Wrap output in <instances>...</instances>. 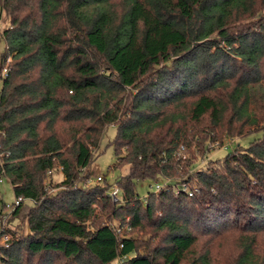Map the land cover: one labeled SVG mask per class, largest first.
I'll list each match as a JSON object with an SVG mask.
<instances>
[{"label": "trees", "instance_id": "trees-1", "mask_svg": "<svg viewBox=\"0 0 264 264\" xmlns=\"http://www.w3.org/2000/svg\"><path fill=\"white\" fill-rule=\"evenodd\" d=\"M4 12L0 179L26 199L11 218L29 232L12 230L0 264H217L226 234L223 264H264V0H0ZM110 125L118 201L106 178L83 186ZM259 132L190 171L208 142ZM147 179L173 183L142 198Z\"/></svg>", "mask_w": 264, "mask_h": 264}, {"label": "rangeland", "instance_id": "rangeland-1", "mask_svg": "<svg viewBox=\"0 0 264 264\" xmlns=\"http://www.w3.org/2000/svg\"><path fill=\"white\" fill-rule=\"evenodd\" d=\"M8 18L5 14L0 18V27L3 29L7 23ZM3 47V44H2ZM2 87V82L0 80V89ZM116 126L110 125L101 141L100 150L97 151L98 155L96 160L93 164L86 170L85 173L90 174L89 179H85L83 182V186L89 187L95 184H103L104 182H98L97 177L103 176L106 178V181L109 184H113L117 181V179L124 174L127 173V167L116 169L114 168L116 164V156L114 154V149L110 145L116 135ZM262 132L254 133L246 137L241 136H226L224 137V142L221 143L220 141L215 142H208L207 147L208 151L206 152L205 156L199 157L196 156L193 166L191 167L190 171H194L205 167L210 163L211 160H216L217 158H222L238 145L243 147H247L251 141L255 138L259 137ZM95 152V150H94ZM183 159H187L188 154L182 155ZM209 162V163H208ZM52 180L54 181V185L60 183L64 179V175L60 173L58 170L54 171L53 176H51ZM164 179H147L138 183V193L139 195L144 198L148 192L155 191V184L158 182H163ZM185 185V184H184ZM183 186V185H182ZM61 187H52L48 194L55 193ZM0 199H2L5 203H13L15 202L16 196L14 193L13 186L7 177H3V181L0 182ZM8 229L15 231L16 235H25L29 232V227L21 217L19 218H11L9 216L8 220ZM204 239L200 241V245L197 247V255L203 253L204 251ZM236 235L235 234H226L221 239H216L211 242L210 248L213 254H218L221 256L217 264H223L222 257L226 254L235 251L236 249ZM113 264V263H112Z\"/></svg>", "mask_w": 264, "mask_h": 264}, {"label": "built area", "instance_id": "built-area-1", "mask_svg": "<svg viewBox=\"0 0 264 264\" xmlns=\"http://www.w3.org/2000/svg\"><path fill=\"white\" fill-rule=\"evenodd\" d=\"M7 73V69H4V74ZM60 173L63 174V167L59 166L57 169ZM55 170H50L48 171V175L49 176H53ZM105 177L103 176H98L97 180L98 182H102L104 180ZM3 181V178L0 179V182ZM171 182L170 179H164V181L161 182H157L155 184V191H158L160 189H162L163 187L169 185ZM45 190L49 193L50 188H52L50 186V177H48L45 180ZM186 191L189 193V195H192V191L189 189V187L187 185H183L181 188L176 187L175 188V192L178 193L179 191ZM108 194L113 198L114 201H118L121 199V191L118 187V184L115 182L111 185V188L108 191ZM26 199L22 196L20 197H16L15 202L9 204L6 203L5 206L0 205V246H6L8 247L10 244V241L13 239L14 234L13 232H11L10 229H8V220H9V216L16 210V208L21 205V203H23ZM119 231V229H118ZM128 255H124V256H120L118 257L113 264H123L125 262V260L127 259Z\"/></svg>", "mask_w": 264, "mask_h": 264}]
</instances>
